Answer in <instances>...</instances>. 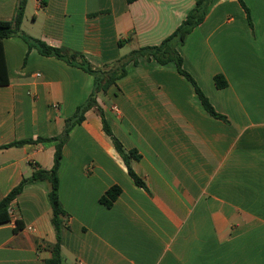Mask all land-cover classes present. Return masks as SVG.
Returning <instances> with one entry per match:
<instances>
[{
  "label": "crops",
  "instance_id": "crops-1",
  "mask_svg": "<svg viewBox=\"0 0 264 264\" xmlns=\"http://www.w3.org/2000/svg\"><path fill=\"white\" fill-rule=\"evenodd\" d=\"M19 1L0 0V20H12ZM25 1L24 33L101 67L160 45L198 0ZM244 1L251 22L238 0H213L177 48L227 122L206 112L174 63L154 59L130 64L98 97L115 136L140 155L131 167L147 189L129 176L95 110L73 128L59 169L62 264H264V0ZM4 50L0 148L34 142L0 149V202L53 167L56 142L37 139L60 135L95 82L21 37L5 39ZM114 186L121 194L108 208L100 199ZM10 206L16 220L0 225V264H46L56 243L49 185L27 184Z\"/></svg>",
  "mask_w": 264,
  "mask_h": 264
},
{
  "label": "trees",
  "instance_id": "trees-1",
  "mask_svg": "<svg viewBox=\"0 0 264 264\" xmlns=\"http://www.w3.org/2000/svg\"><path fill=\"white\" fill-rule=\"evenodd\" d=\"M136 0H128L132 3ZM213 0H198L193 9L189 11L185 20L179 25L176 31L165 39L160 45L140 47L131 50L128 54L120 57L112 63L104 64L101 67H95L87 57L80 52L72 51L65 47H54L48 43L33 38L22 30V23L25 17L26 1H19L15 16L12 20H0V86H7L10 84L9 73L7 69L4 40L11 37L23 38L29 46V49H37L40 54L48 57H55L63 60L67 64L81 68L85 72L94 76V90L86 103L79 106L75 114L66 119L65 126L60 135L53 138H38V142H56L54 164L51 169L40 168L36 170L29 178H24L21 183L15 187L1 202H0V225L11 222L9 216L10 204L23 191V188L36 181H44L49 185V200L51 203L52 215L51 222L56 233V243L52 249V256L46 260V264H62V227L64 224L65 210L60 200L59 189V169L63 158V147L68 142L70 133L76 125L82 124L86 119V113L90 110H95L103 124L105 134L111 139L115 149L123 159L129 176L133 181L144 189H147L145 181L140 178L132 169L131 161L133 159L139 160L140 155L136 151H128L122 142L115 136L113 130L107 121L103 108L98 103V97L107 93L109 88L117 83L118 80L127 74V68L130 64L138 65L140 58L154 59L159 64L165 65L174 63L178 72L183 75L193 85L195 92L206 112L217 119L227 122V118L215 110L209 98L205 95L203 90L198 85L197 81L184 68L183 57L178 51V46L183 45L187 37L193 30L205 21L207 10ZM242 8L246 11L249 21L251 22V12L244 0H238ZM122 44V42H120ZM216 85L219 89L227 86V81L222 75L215 77ZM33 139H26L11 143L0 149L24 146L25 144L33 143ZM121 194V188L114 186L109 189L104 196L101 197L100 202L106 207L110 208ZM23 229V224L16 221V231Z\"/></svg>",
  "mask_w": 264,
  "mask_h": 264
},
{
  "label": "built area",
  "instance_id": "built-area-1",
  "mask_svg": "<svg viewBox=\"0 0 264 264\" xmlns=\"http://www.w3.org/2000/svg\"><path fill=\"white\" fill-rule=\"evenodd\" d=\"M38 76H40V75L38 74ZM9 216H10L11 220H14V221L16 220V210L11 206L9 208ZM78 264H81V263H78Z\"/></svg>",
  "mask_w": 264,
  "mask_h": 264
},
{
  "label": "rangeland",
  "instance_id": "rangeland-1",
  "mask_svg": "<svg viewBox=\"0 0 264 264\" xmlns=\"http://www.w3.org/2000/svg\"><path fill=\"white\" fill-rule=\"evenodd\" d=\"M26 30H28V27H26Z\"/></svg>",
  "mask_w": 264,
  "mask_h": 264
}]
</instances>
